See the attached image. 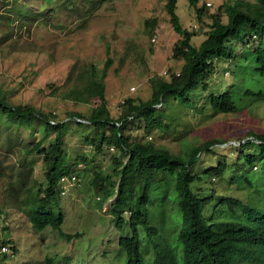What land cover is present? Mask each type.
I'll use <instances>...</instances> for the list:
<instances>
[{"label":"trees","instance_id":"16d2710c","mask_svg":"<svg viewBox=\"0 0 264 264\" xmlns=\"http://www.w3.org/2000/svg\"><path fill=\"white\" fill-rule=\"evenodd\" d=\"M0 1L16 5L24 0ZM53 1L42 0L40 6ZM177 1L165 0L164 6L173 29L180 34L173 44L172 55L183 62L177 72H170L169 78L153 75L148 79L151 87L148 98L126 97L121 100L120 114L111 115L104 81L113 63L110 56L102 68L92 62L80 67L73 84L60 92L62 98L75 104L91 105L86 113L67 112L78 126L89 123L97 129L91 145L96 149L113 145L119 150L118 156L112 159L113 172L94 171L85 196L98 202L114 196L109 208L111 221L119 231L126 226L130 229L129 235H122L118 240L125 254L123 264H264V130L243 128L237 145L231 144L233 141L227 137L209 138L198 144L184 142L179 153L130 133L129 124L135 119L143 120L145 130H170L175 124L172 119H165V109H171V103L190 107L202 99L201 107L207 106L206 93L210 90L207 81L215 69L214 59L232 60L236 68L245 64L244 71L256 69L264 76V0L221 2L208 14L210 28L198 46L191 43L196 32L187 30L179 21ZM199 1L188 0L201 18L209 7L204 2L198 5ZM25 3L21 8H8L5 15L8 21L13 23L16 16L27 21L33 19L30 4L26 0ZM223 15L226 21L222 20ZM154 24L152 20V27ZM244 88L236 95L264 98V90L255 91L248 84ZM57 89L52 87V92ZM158 103L164 104L165 109L156 108ZM209 105L216 112L236 113L243 109L232 90L213 94ZM173 111L180 116L177 108ZM35 122L40 124V137L28 142L18 140L17 132L12 131L13 125L31 126ZM67 123L52 111L30 104H14L0 90V147L10 153L17 152L20 168L25 167L28 172L32 168L27 166L24 157L33 153L41 155L46 182L45 185L37 182L35 189V183L29 184L27 176L20 177L19 188L8 185L7 193L11 191L18 209L27 216L34 230L51 226L64 238L73 235L60 230L64 215L54 211V200L64 185L60 178L76 175L78 181L74 185L80 187L82 179L77 170L80 162L88 163L86 155L67 160L63 139ZM32 130L29 135L34 136L36 131ZM219 143L225 146L220 147ZM214 150L220 159L195 170L203 152ZM0 175H3L1 166ZM218 184L221 186L217 187ZM150 195L163 207L157 211L155 207L148 208L155 202H151ZM124 213L128 214L127 219ZM140 227L146 237L144 242ZM9 243V239L0 236V247ZM147 243L152 247L149 261L140 249ZM12 249L17 252L13 245ZM0 253H3L0 264H5L8 255L4 251ZM53 261L51 257L45 258L46 264H54Z\"/></svg>","mask_w":264,"mask_h":264},{"label":"rangeland","instance_id":"374dc122","mask_svg":"<svg viewBox=\"0 0 264 264\" xmlns=\"http://www.w3.org/2000/svg\"><path fill=\"white\" fill-rule=\"evenodd\" d=\"M26 1L30 4L33 19L27 21L16 16L13 23L5 17L8 8H21L25 0L16 5L0 1V90L14 104H30L67 120V130L63 134L66 158L74 161L76 157L86 155L88 163L80 162L77 170L81 174L82 185L75 188L73 184L64 183L65 192L60 191L54 200V211L64 215L60 230L73 235L64 238L51 226L34 230L27 216L18 209L11 191L7 193L11 184L19 188L20 177L27 176L29 184L35 183L34 188L37 182L46 184L42 156L33 153L24 157L18 153L32 168L28 172L27 168H20L17 152L10 153L0 147V166L3 170V175H0V236L11 241L4 244L9 247L8 251H4L8 255L4 262L46 264L45 258L51 257L54 264H123L125 254L118 240L122 235H129L130 229L126 226L119 231L111 221L109 208L114 196L102 202L85 196L94 171L102 174L113 172L112 159L118 156L119 150L113 145H103L100 149L91 145L90 140L95 137L97 129L89 123H85V127L78 126L76 119L67 114L75 110L86 113L91 105L75 104L62 98L60 92L73 84L80 67L92 62L102 68L105 59L110 56L113 63L104 77L105 92L109 111L117 117L121 112L122 99H146L150 96L148 79L151 76L169 78L170 72L180 69L183 60L172 55L173 44L180 34L169 20L165 0H54L43 6H40L42 0ZM208 1L212 5L206 8L201 18L197 17L188 0L177 1L176 13L181 25L196 32L191 39L195 46L205 38L210 28L208 14L224 0ZM203 2L205 0H200L198 5ZM40 9L42 11L38 12ZM226 18L222 16L223 21ZM152 20H155L153 27ZM193 23L198 25L196 31L192 29L196 26ZM213 61L215 69L207 81L210 89L206 93L207 106L201 107L202 96L195 97L201 101L190 107L171 103L172 108L165 109L164 104L158 103L156 108L165 109V119H172L175 125L167 131L158 128L145 130L143 120L135 119L129 124L130 133L179 153L184 142L198 144L209 138L227 137L233 141L231 144L237 145L243 128L263 131L264 98L236 94L247 84L255 91L264 90V76H260L256 69L244 71L245 64L236 68L232 60L221 58ZM52 87L58 89L52 92ZM199 89L202 92L201 86ZM228 90H232L238 106L243 109L236 113L211 110V96ZM175 108L180 112L179 117L173 111ZM31 129L36 131L34 136L29 135ZM12 131L17 132L18 140L25 142L36 140L42 134L37 122L31 126L13 125ZM219 144L220 147L225 146ZM225 152L228 153L229 149ZM220 157L215 150L203 152L194 169L214 164ZM58 189L61 190V187ZM150 200L153 202L155 198L150 195ZM156 201L147 207H155L154 211L162 208ZM126 215L124 213L127 219ZM139 231L144 242V231L141 227ZM12 245L17 252H13ZM140 249L146 260L152 259L151 245L142 244ZM2 259L0 256V263Z\"/></svg>","mask_w":264,"mask_h":264},{"label":"built area","instance_id":"2783aa9c","mask_svg":"<svg viewBox=\"0 0 264 264\" xmlns=\"http://www.w3.org/2000/svg\"><path fill=\"white\" fill-rule=\"evenodd\" d=\"M207 4H210V2H207ZM152 40H154V38H152ZM60 179L63 183H68V184H73V185L76 183V181H78V178L76 177V175H71V176L63 175ZM63 187H65V185H63ZM64 192L65 190L62 189L61 193H64ZM1 248L3 251H8V247L5 245H2Z\"/></svg>","mask_w":264,"mask_h":264},{"label":"clouds","instance_id":"9594fccd","mask_svg":"<svg viewBox=\"0 0 264 264\" xmlns=\"http://www.w3.org/2000/svg\"><path fill=\"white\" fill-rule=\"evenodd\" d=\"M207 2H209V1H208V0H205V2H204L205 5L208 6V7H210V5H212V2H210V4H207ZM194 24H195L196 26H194V28H192V29L196 31V30L198 29V25H197L196 23H193V25H194ZM152 38H153V37H152ZM112 200H113V199H112ZM112 200H111V201H112ZM8 248H9V247H8ZM12 255H13V254H12Z\"/></svg>","mask_w":264,"mask_h":264}]
</instances>
